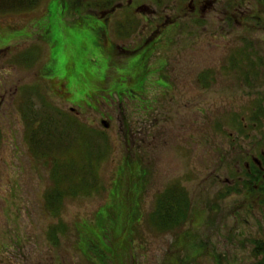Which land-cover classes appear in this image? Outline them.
<instances>
[{"label": "rangeland", "instance_id": "1", "mask_svg": "<svg viewBox=\"0 0 264 264\" xmlns=\"http://www.w3.org/2000/svg\"><path fill=\"white\" fill-rule=\"evenodd\" d=\"M95 2L41 0L0 14L22 20L28 43L25 69L0 67V264L257 263L264 195L240 176L264 146V5L111 0L107 16ZM20 82L50 140L81 163L80 150L92 158L88 192L70 194L71 168L42 156L43 132L30 145ZM53 187L65 195L58 211L47 209ZM172 187L188 193L191 210L164 231L149 213ZM127 193L141 195L137 207ZM116 228L118 256L98 255L93 244L110 246Z\"/></svg>", "mask_w": 264, "mask_h": 264}, {"label": "trees", "instance_id": "2", "mask_svg": "<svg viewBox=\"0 0 264 264\" xmlns=\"http://www.w3.org/2000/svg\"><path fill=\"white\" fill-rule=\"evenodd\" d=\"M40 1L41 0H0V14L14 13L18 11H27V10L37 7ZM104 1H107V4L111 2V0H96L95 6L96 8L99 9L98 12L100 15L106 14L108 16V13H112L111 11H114L116 7L118 6H112L110 8H106V6L102 5ZM258 1L261 2L262 5H264V0H258ZM256 18L258 22H263L264 17L262 14L261 15L258 14ZM151 43L152 42H149L148 39H146L142 43V47L149 45V47L151 48L154 42L152 44ZM242 54L243 56H246L245 53H242ZM231 61L233 62L234 65L236 64L238 65L235 57H233ZM242 71L245 72L246 74V70H242ZM262 112H264V110L259 113H262ZM36 113L35 114L28 113V116H27V121H28L27 137L29 139L30 144L31 142L34 141L35 137L39 134V132L41 133L43 132L45 136H43L41 138V142L38 143V147L39 148L41 147V150L39 151L41 152L42 156L47 157L46 155L48 153L50 154L53 153L55 155L54 156L55 159L53 163L56 166H62L66 164L71 168V174L73 176V180H72L73 189L70 190L71 191L70 194L76 195L78 194V192H88L89 190L88 187L90 186V182L87 180V175L90 174L92 171V168H91L92 158L90 161L86 162L83 152L80 150L79 151L80 160L82 159L83 161V163H81L80 161H77V159H74V157H72L73 156L72 152L76 149L73 148L71 150L68 147L63 148V146H65L64 143H61V144L53 143L54 140L53 139L50 140L52 132L50 133V130L47 129V120L43 121V124H42L41 123L42 118L38 117ZM47 138L49 140L46 141ZM35 149H36V146L34 147V150ZM70 152H71L70 161L67 159L64 160L63 156L68 157ZM74 162L79 163V166L73 165ZM252 167L253 169L250 172H249V167H246V172L253 173V174L255 173L258 175L262 173V171L256 165H253ZM55 189L57 188L53 187V190H49L46 196H47V201H48V208L50 209L53 208L55 211H58L62 205V200L65 195H63L60 190H59L60 192L56 191L58 193L53 192ZM79 189L81 190L78 191ZM127 194H128V199L130 200V203H132V206L137 207L138 206L137 204L141 200L140 199L141 195L136 201H134L133 196H135L136 193L133 192L132 193L133 196L130 193H127ZM156 203L157 204L155 208L151 211V213H149V217H150V220H152L151 221L152 224H154L158 229L164 230V231L172 230V229L179 228L180 226H182L184 222L187 220L190 210H191V201H190L189 195L186 191H184L181 188L177 189L176 187H172L169 190H165L164 192L158 195V199ZM89 232H90V229H89ZM118 234L119 232L117 228L115 231L113 229V242L111 243L110 246L106 244L105 239H103V248L99 247V242L97 243L95 242V244H93L94 247H97L99 249L97 251L98 255L102 256V253H104L108 257L109 255L103 251V249H106L110 251L111 257L118 256L119 253L117 249V241L115 240ZM83 241L84 242H81V246L83 247L84 250L89 251V242L87 240H83ZM90 241H92V239H90ZM258 246L261 247L262 244L260 243ZM87 256L89 257L90 253L87 254ZM216 257H217L216 259L217 264H223L222 257L221 256L220 257L216 256ZM254 264H264V257H262L257 263H254Z\"/></svg>", "mask_w": 264, "mask_h": 264}, {"label": "flooded vegetation", "instance_id": "3", "mask_svg": "<svg viewBox=\"0 0 264 264\" xmlns=\"http://www.w3.org/2000/svg\"><path fill=\"white\" fill-rule=\"evenodd\" d=\"M6 16V18L0 19V67L6 68V66H25L28 62L27 60V51H28V43L25 36L22 34L23 23L22 20L19 22L16 21L18 17H11L15 15H3L1 17ZM10 18V19H9ZM8 59V61H5ZM25 82H20V96L17 101V110L19 112L20 121L24 123V127L27 128V116H28V94L27 88L24 86ZM18 86H16L15 92H17ZM12 101H15L16 95L12 93ZM5 95L4 91L0 92V110L4 109L3 105L5 103ZM261 112V111H260ZM251 161H247L246 166L249 167V172L253 169V165H256L262 173L260 175L253 173H245L241 175V179H244L246 182H253L254 186L259 189L258 199H261L262 194L264 195V146L261 150L260 155L251 156ZM252 167V168H251ZM264 200V198H263ZM52 234L55 236L54 232ZM262 244L259 247V244ZM259 249V253L261 257H264V237L262 239H258L255 244Z\"/></svg>", "mask_w": 264, "mask_h": 264}, {"label": "water", "instance_id": "4", "mask_svg": "<svg viewBox=\"0 0 264 264\" xmlns=\"http://www.w3.org/2000/svg\"><path fill=\"white\" fill-rule=\"evenodd\" d=\"M103 124L107 127L109 124L106 121H103Z\"/></svg>", "mask_w": 264, "mask_h": 264}]
</instances>
